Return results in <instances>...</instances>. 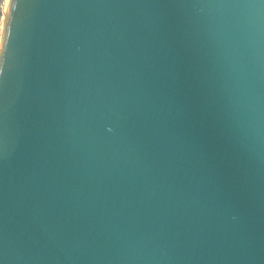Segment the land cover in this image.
<instances>
[{
    "label": "water",
    "instance_id": "1",
    "mask_svg": "<svg viewBox=\"0 0 264 264\" xmlns=\"http://www.w3.org/2000/svg\"><path fill=\"white\" fill-rule=\"evenodd\" d=\"M13 13L4 264H264V3Z\"/></svg>",
    "mask_w": 264,
    "mask_h": 264
},
{
    "label": "snow or ice",
    "instance_id": "2",
    "mask_svg": "<svg viewBox=\"0 0 264 264\" xmlns=\"http://www.w3.org/2000/svg\"><path fill=\"white\" fill-rule=\"evenodd\" d=\"M264 3V0H260ZM37 3V0H13L12 8L6 16L5 19V29L3 34V50L0 52V159H2V128H3V113H4V103L3 96L6 89V80L4 79L5 70V53L7 49L11 46L13 41V31L16 23V17L14 16L13 10L20 7H31ZM199 7V5H196ZM0 264H4V260L0 258Z\"/></svg>",
    "mask_w": 264,
    "mask_h": 264
},
{
    "label": "clouds",
    "instance_id": "3",
    "mask_svg": "<svg viewBox=\"0 0 264 264\" xmlns=\"http://www.w3.org/2000/svg\"><path fill=\"white\" fill-rule=\"evenodd\" d=\"M13 4V0H0V13L7 15L11 10ZM3 34L0 32V52L3 50Z\"/></svg>",
    "mask_w": 264,
    "mask_h": 264
},
{
    "label": "built area",
    "instance_id": "4",
    "mask_svg": "<svg viewBox=\"0 0 264 264\" xmlns=\"http://www.w3.org/2000/svg\"><path fill=\"white\" fill-rule=\"evenodd\" d=\"M3 15L4 14H2V13L0 15V32H3V22H2Z\"/></svg>",
    "mask_w": 264,
    "mask_h": 264
},
{
    "label": "bare ground",
    "instance_id": "5",
    "mask_svg": "<svg viewBox=\"0 0 264 264\" xmlns=\"http://www.w3.org/2000/svg\"><path fill=\"white\" fill-rule=\"evenodd\" d=\"M4 21H5V15H3V18H2L3 25H4Z\"/></svg>",
    "mask_w": 264,
    "mask_h": 264
}]
</instances>
